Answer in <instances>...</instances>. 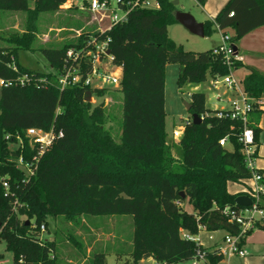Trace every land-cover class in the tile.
I'll return each instance as SVG.
<instances>
[{
    "label": "trees",
    "instance_id": "1",
    "mask_svg": "<svg viewBox=\"0 0 264 264\" xmlns=\"http://www.w3.org/2000/svg\"><path fill=\"white\" fill-rule=\"evenodd\" d=\"M65 1L0 0V10L23 12L27 24L25 30L4 39L8 45L0 46V78L10 82L0 86V238L12 253L10 264H57V242L54 238L40 240L39 235V226L46 227L48 217L55 216L66 222L78 215L130 216V264L149 257L167 263L191 258L196 243L183 238L182 232L196 235L199 226L236 234L238 224L228 221L222 209L238 208L234 203L238 194L227 190V182L250 178L238 141L242 123L217 117L216 108H206L204 92L192 91L188 111L203 117L199 124L191 120L185 124L174 147L177 158L165 130V65L178 64L176 85L180 88L186 82L199 84L207 77L225 75L228 68L222 57L212 54L211 48L187 51L167 36V27L176 22L171 0H155L158 8L131 9L125 21L106 32L114 63L122 68L116 87L122 93L116 141L104 127V94L109 88L35 87L34 79L41 76L56 82L72 42L38 48L49 71L29 69L18 59L19 51L32 49L30 22L40 12L57 10ZM203 23L204 35L213 33L216 26L231 34L235 46L240 37L264 25V0H227L212 20ZM84 35L77 37L78 43ZM12 61L17 70L11 68ZM239 63L234 62V68ZM25 72L33 73V80L15 83ZM241 86L250 97L263 96L264 73L249 67ZM88 91L95 103L86 100ZM249 126L256 146L259 128ZM28 128H53L62 133L37 157L30 174L11 162L19 156L31 162L36 155L25 134ZM223 136L230 148L219 145ZM1 178L9 182L17 199L15 207L13 198L4 195ZM182 201L191 209L182 207ZM260 207L264 209V198ZM81 227L84 229L83 224ZM255 228L264 230V216ZM73 231L68 229L63 240L85 256V246ZM211 250L206 259L215 264L221 257ZM106 253L92 250L88 264H106Z\"/></svg>",
    "mask_w": 264,
    "mask_h": 264
},
{
    "label": "rangeland",
    "instance_id": "2",
    "mask_svg": "<svg viewBox=\"0 0 264 264\" xmlns=\"http://www.w3.org/2000/svg\"><path fill=\"white\" fill-rule=\"evenodd\" d=\"M74 1L79 4L80 0H67V4L59 7L55 11L40 12L35 21L30 22L33 30L32 49L27 51H19L18 59L20 63L29 69H38L41 71H49L47 61L42 57L38 48L40 47H57L63 43L72 42L76 45L77 37L82 34L93 33L96 27V21L85 11L78 10L74 6ZM175 9L178 11L189 12L197 21L205 17V12L209 11L214 16L222 4L221 0H204L203 4H199L196 0H177ZM227 0H224V3ZM113 6L116 5V0H110ZM222 5V6H223ZM66 6V7H64ZM101 23V21H99ZM26 15L20 11L0 10V46L8 45L4 39L10 33L21 32L25 30ZM29 26V27H30ZM79 34V35H78ZM1 36L4 38L2 39ZM167 36L174 42L182 45L183 49L193 52H201L212 48L213 44L220 41V34L217 31L202 37L190 33L181 24L175 22L167 27ZM178 72V64L167 63L165 66L164 79V109H165V130L166 139L171 144V152L177 158V151L174 147L177 146V140L172 139V129L179 127L183 122L191 120V112L186 111L184 102H189L191 87L193 83L186 82L182 87L178 88L176 85V76ZM233 77L240 85V76L233 72ZM207 79L200 82L199 90L205 95L206 108L213 109L214 106L225 107L227 102L224 100L226 96V89L222 87H212L209 85ZM104 94L103 107L106 113L104 127L109 130L112 137L118 141L120 137V123H121V98L122 93L116 90V87L109 86ZM219 88V89H218ZM226 90V91H225ZM215 94L221 96V100L215 97ZM236 92L233 91V97ZM95 103V99H90ZM255 111H261L260 124L263 129L260 134V144L254 156V165L257 169L264 171V110L260 107H255L250 110L249 114ZM256 147V146H255ZM230 148V146H227ZM24 173L26 169L22 167ZM251 181L244 179L240 182L229 181L226 188L229 192L235 193L245 188L246 184ZM262 190L264 191V182H261ZM249 188V186H246ZM182 207L190 210V206L185 201L180 203ZM21 218H25L22 216ZM33 222V221H32ZM83 224L84 229L81 227ZM73 229L74 235L80 238L85 246V256H81L75 247L68 241L63 240V236L67 230ZM255 230L252 229V231ZM251 232V231H250ZM249 232V233H250ZM248 233V234H249ZM132 224L131 217L128 215H111V216H90L82 218L79 215L73 220L65 221L61 216L48 217L45 231L39 232L43 239L57 242L56 248V262L57 264H88V257L92 250H106L105 255L106 264H130L131 258L128 251L131 247ZM215 231L199 232L198 238L200 243L206 244L215 239ZM255 255L252 254L250 258H236L232 257L225 260L228 264H264V257L255 262ZM251 263L250 261H253ZM257 260V259H256ZM12 262V253L6 249L5 241L0 238V264H10ZM224 262V263H225ZM138 264H155L150 258L142 259ZM177 264H191L190 259H185ZM198 264H205L199 262Z\"/></svg>",
    "mask_w": 264,
    "mask_h": 264
},
{
    "label": "built area",
    "instance_id": "3",
    "mask_svg": "<svg viewBox=\"0 0 264 264\" xmlns=\"http://www.w3.org/2000/svg\"><path fill=\"white\" fill-rule=\"evenodd\" d=\"M72 1V0H71ZM67 0L61 5H66ZM74 6L81 11L87 12L94 21H96L95 31L93 33L85 34L83 39L74 46H70L65 50L62 71L58 74L56 82L47 79L46 76H41L34 79L35 87H46L48 85L56 84L59 89L67 86L90 87L91 89L108 88L109 86L118 87L121 75V65L115 64L114 59L109 51L110 38L106 33L114 25L121 23L127 19L128 13L134 7L158 8V3L155 0H135L133 2L124 3L122 0H116V5L113 6L110 0H80L79 4L73 2ZM66 7V6H64ZM99 22V21H101ZM220 34V41L211 48L214 55L222 57V62L227 66L228 72L222 76L210 77L208 83L212 87H222L230 91V96L225 97L227 106L216 108L215 115L217 117H229L236 119L242 123V129L238 135V141L242 144L243 162L245 167L250 172L249 180L252 181L251 186L246 188L247 193H244L251 199V204L247 207L238 206L237 211L224 207L222 214L228 221L238 224V232L230 234L225 232L222 241L219 245L212 247L214 252L221 257L215 264H228L224 260L232 257H243L247 251L243 248L242 243L248 232L255 228V224L260 222L264 216V209L260 207L262 199L264 198V191L260 183L262 182V174L257 171L254 165L255 144L253 138V129L249 126L248 114L250 110L255 107H260L264 110V95L258 98L248 96L242 90L241 84L233 77L234 62L240 61L241 57L234 49L231 41V34L224 32L215 26ZM79 35V34H78ZM13 70H17V66L12 61L10 64ZM33 73H20L15 83L28 84L33 80ZM241 82V81H240ZM9 81L0 78V86L9 84ZM218 88V89H219ZM233 91L236 96L233 97ZM215 97L221 100L219 94ZM94 97L90 96L89 100ZM203 116H200L202 119ZM187 122L179 125V127L172 129V139L177 140L181 137L184 126ZM26 137L29 143L36 148L37 153L31 159V162H24L22 157L11 159L16 166H22L30 174L34 171L37 157L52 144V142L62 135L61 132H55L53 128L43 130L39 128H28L26 130ZM222 147L227 146V136H223L218 141ZM1 186L5 196L13 198V207L17 204V199L13 196L10 189L9 182L6 178H1ZM40 232L45 231V226H39ZM205 230L204 227H198L196 235H190L182 232V237L192 240L196 243L197 248L191 258V264H198L203 262L210 264L206 255L210 249L202 247L199 232ZM206 231V230H205ZM211 232V231H208ZM43 238L40 237V240ZM155 264H177L159 262L152 258ZM225 262V263H224Z\"/></svg>",
    "mask_w": 264,
    "mask_h": 264
},
{
    "label": "crops",
    "instance_id": "4",
    "mask_svg": "<svg viewBox=\"0 0 264 264\" xmlns=\"http://www.w3.org/2000/svg\"><path fill=\"white\" fill-rule=\"evenodd\" d=\"M218 2L220 3H217V4L223 5L224 0H221ZM222 5H218L220 6L218 8H221ZM211 15H212L211 12L206 11L205 17L201 18L200 22H204L205 20H212L215 15L214 16H211ZM214 29L215 31L218 32L216 28ZM218 42L219 41L215 42L212 46H215L216 44H218ZM235 47H236L237 53L241 57V60L239 61L240 63L234 68L233 72H236L237 75L240 76L241 78L240 81L248 73L249 67H253L264 73V25L256 27L253 30L246 33L245 35H243L242 37H240L235 42ZM198 87H199L198 84H193L191 89L192 91H196V90H199ZM226 93L230 95L231 92L227 90ZM214 108H220V107L214 106ZM260 112L261 111H255V112H252L251 114H248L249 124L253 126H257L259 128L258 143L256 145L255 153L260 144V140H259L260 134L263 131L261 124H260V116H261ZM257 170L260 171V173L264 177V171L259 170V169ZM263 182H264V179H263ZM251 184H252V181L249 184H246L245 188L243 187V189L236 191L235 193H237L238 195H240L239 193L244 194L243 191L246 190V186H251ZM215 233H216V236L212 242H209L206 244L200 243L202 247L211 250L212 247L220 244L223 236L225 235V231L217 230L215 231ZM242 246L247 251V254L243 257H236V258H240V259L247 258L248 259L252 256V254H254L256 257L255 262L254 260L250 262L258 263V260L264 257V230L255 228V230L251 231L249 234L246 235L242 243ZM149 258L152 259V257H149Z\"/></svg>",
    "mask_w": 264,
    "mask_h": 264
},
{
    "label": "water",
    "instance_id": "5",
    "mask_svg": "<svg viewBox=\"0 0 264 264\" xmlns=\"http://www.w3.org/2000/svg\"><path fill=\"white\" fill-rule=\"evenodd\" d=\"M178 3L177 0H171V4L174 6ZM174 19L177 23L181 24L184 28H186L190 33L197 35V36H204V23L197 21L193 15H191L189 12L184 11H178L176 10L174 12ZM234 49L236 50L235 46ZM109 53V50L106 52ZM87 98L86 100H89L90 92H87ZM184 106L186 111L190 110L191 103L190 102H184ZM191 122L194 124H199L201 122V118L194 112L191 113ZM234 203L240 207H247L251 204V199L245 195L240 194L237 195L234 199ZM26 223H29V220L26 221Z\"/></svg>",
    "mask_w": 264,
    "mask_h": 264
}]
</instances>
